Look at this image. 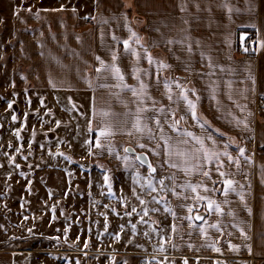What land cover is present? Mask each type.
Wrapping results in <instances>:
<instances>
[{
  "label": "crops",
  "instance_id": "obj_1",
  "mask_svg": "<svg viewBox=\"0 0 264 264\" xmlns=\"http://www.w3.org/2000/svg\"><path fill=\"white\" fill-rule=\"evenodd\" d=\"M14 4L20 25L16 47L27 81L39 90H73L90 99L94 127L90 157L116 171L114 195L103 189L96 192L97 208L124 217L133 208L148 209L155 222L162 223L164 236L151 230L150 240H142L155 247L153 252L132 254L148 256L157 264L175 259L187 264H264V108H256L264 97V0ZM248 33L256 37L254 54L238 55L236 44ZM112 66L120 69L122 81L104 71ZM182 92L196 104L197 119ZM138 122L142 132L134 127ZM105 126L114 134L99 136ZM125 148L144 154L156 169L151 178L155 191L147 187L149 168ZM205 151L216 154L211 162L204 159ZM218 164L223 167L218 169ZM225 179L233 180L236 189L227 195ZM189 185L199 187L194 192ZM141 188L146 206L134 194ZM209 200L220 206V212L214 206L209 209ZM72 218L75 223L76 216ZM85 242L81 244L89 261L84 263L106 264L93 256L107 251L89 249ZM0 264L36 263L26 251L0 249Z\"/></svg>",
  "mask_w": 264,
  "mask_h": 264
},
{
  "label": "rangeland",
  "instance_id": "obj_2",
  "mask_svg": "<svg viewBox=\"0 0 264 264\" xmlns=\"http://www.w3.org/2000/svg\"><path fill=\"white\" fill-rule=\"evenodd\" d=\"M14 2L0 0V249L26 251L36 264H85L86 240L89 249L107 251L93 256L106 264H140L144 256L132 253L153 252L142 240H150L151 230L164 236L162 223L148 209L124 217L97 208L96 192L114 195L116 171L90 157V99L73 90H39L27 81ZM134 192L148 205L144 189Z\"/></svg>",
  "mask_w": 264,
  "mask_h": 264
},
{
  "label": "snow or ice",
  "instance_id": "obj_3",
  "mask_svg": "<svg viewBox=\"0 0 264 264\" xmlns=\"http://www.w3.org/2000/svg\"><path fill=\"white\" fill-rule=\"evenodd\" d=\"M133 36H135V34H133ZM136 39H137V41L139 40L138 37H136ZM123 43L125 45V48H128L129 47V43H128L127 40H125ZM97 60H100V58L97 57ZM113 60H115V56H113ZM148 60H149V63L152 62L151 57H148ZM100 63L103 64V61H100ZM161 66L162 67H167V65H161ZM97 71H101V69H97ZM104 71H107V72H110V73H115L116 78L119 79V80H121V81L124 79L123 75L120 74V69L117 68V67H115V66L106 67L104 69ZM176 86L178 88L182 87L178 82H177V85ZM166 87H169L170 88V86H168V85H166ZM141 88L142 89L144 88V85L143 84H141ZM133 93L134 94L136 93V90L135 89H133ZM192 94L195 95L194 92ZM181 95H182V99L186 102V104L188 106V109L191 112L192 118L193 119H197V115H196V104L191 99L188 98V95H187L186 92H182ZM169 99H171V96H169ZM9 107H11V105H9ZM161 111H163V110L161 109ZM13 119H15V117H13ZM156 123H157V125H159L160 121L157 120ZM237 123H244L245 127H247V124L244 121H237ZM134 127H136L137 131H141V132L143 131V129L139 126V122L137 123V125H134ZM113 134H114V132L112 131V129L110 128V126H105L104 128H101L100 131H99V136H101V137H107V136H110V135H113ZM129 134H131V133H129ZM186 135L191 136L192 134L191 133H186ZM209 139H211V137H209ZM197 143H199V144H201V146H203V141L197 140ZM139 146L141 148L145 147V145H143V144H141ZM96 147H101V145H100L99 142L96 143ZM124 151L125 152H128L129 150L127 148H125ZM239 152H240V155L241 156L244 155V149H242V148L239 149ZM177 155L187 156L188 154L187 153H180V152H178ZM215 155L216 154H214V153H210V152L205 151L204 152V159L206 161H208V162H211V160L214 158ZM225 155L227 156L228 154L225 153ZM193 158L194 159H197V160L199 159V157H193ZM137 159L139 160L141 158L138 156ZM229 160H231V157H229ZM141 163H143V161H141ZM187 163H188V160H185V164H187ZM171 166L175 167L176 165H171ZM237 166H238V162H237ZM200 167H202V165H200ZM217 167L219 169V168H222L223 165L222 164H218ZM148 168H149V180H148L147 187L149 189H151L152 191H155L156 189H155V187L153 186V184L151 182V178H152V174L155 173L156 169L153 168L151 166V164L148 165ZM203 175L206 176V177H209V173L207 171L203 172ZM220 175L221 176H225L226 174L224 172H220ZM108 179L109 178L106 176L105 177V180L107 181ZM223 183L226 185V187L224 189V193H223L224 195H227L229 191H235L236 190L235 187H234V181L233 180H231V179H225L223 181ZM159 184L161 186H163L164 185V181L163 180H160L159 181ZM108 187H109V189H111V184H109ZM189 187H191V190L195 192L196 191V188L199 187V185L198 186H195V187L189 185ZM241 187H243V186L241 185ZM211 190L212 191H215L216 189H211ZM205 191H209V189L205 188ZM238 194L241 196V200L243 201V199H244L243 194L242 193H238ZM200 199H204V198L201 197ZM156 202L159 203V201H156ZM143 203H144V201L141 200V204H143ZM213 206L215 207V209H216L217 212H220V206L218 204H216L214 201L209 200L208 201V207H209V209L211 210L213 208ZM133 211H136L135 208H133ZM189 211H191V208H189ZM248 211H249V215H251V209H248ZM147 214H148L147 211H144L143 215L146 216ZM229 215H231V213H229ZM196 219H201L202 220L203 217H199L198 216V217H196ZM133 227H135V226H133ZM212 227H216L217 230H219L218 229V226H216V225H213ZM200 231L203 234L205 230L203 228H201ZM241 234L243 235V230L242 229H241ZM116 238L119 239V237H116ZM158 251H163V248L158 249ZM216 251H219V249H216ZM185 264H187L186 261H185Z\"/></svg>",
  "mask_w": 264,
  "mask_h": 264
},
{
  "label": "built area",
  "instance_id": "obj_4",
  "mask_svg": "<svg viewBox=\"0 0 264 264\" xmlns=\"http://www.w3.org/2000/svg\"><path fill=\"white\" fill-rule=\"evenodd\" d=\"M256 43L255 35H247L244 39L239 40L236 44V53L241 56H251L254 54V45ZM257 109L264 108V97H261L256 103ZM140 264H157L148 256Z\"/></svg>",
  "mask_w": 264,
  "mask_h": 264
},
{
  "label": "water",
  "instance_id": "obj_5",
  "mask_svg": "<svg viewBox=\"0 0 264 264\" xmlns=\"http://www.w3.org/2000/svg\"><path fill=\"white\" fill-rule=\"evenodd\" d=\"M129 151V153H131V154H134V156H135V158H136V160L141 164V165H143V166H145V167H147L148 168V165H149V163H148V160H147V158H146V156L144 155V154H142V153H136V152H134L133 150H131L130 148H127ZM140 157L141 159H137V157ZM141 161H143V163H141Z\"/></svg>",
  "mask_w": 264,
  "mask_h": 264
},
{
  "label": "trees",
  "instance_id": "obj_6",
  "mask_svg": "<svg viewBox=\"0 0 264 264\" xmlns=\"http://www.w3.org/2000/svg\"><path fill=\"white\" fill-rule=\"evenodd\" d=\"M247 35H252V33H248Z\"/></svg>",
  "mask_w": 264,
  "mask_h": 264
}]
</instances>
